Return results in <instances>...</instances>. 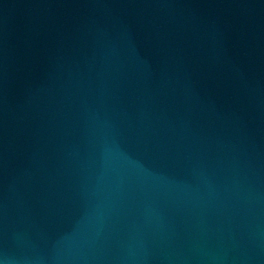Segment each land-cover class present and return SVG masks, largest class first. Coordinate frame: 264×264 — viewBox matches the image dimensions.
Masks as SVG:
<instances>
[{
	"label": "water",
	"instance_id": "95a60500",
	"mask_svg": "<svg viewBox=\"0 0 264 264\" xmlns=\"http://www.w3.org/2000/svg\"><path fill=\"white\" fill-rule=\"evenodd\" d=\"M0 264H264V0H0Z\"/></svg>",
	"mask_w": 264,
	"mask_h": 264
}]
</instances>
